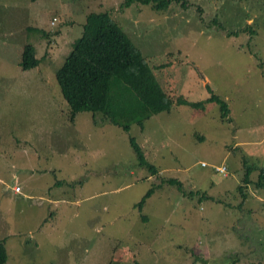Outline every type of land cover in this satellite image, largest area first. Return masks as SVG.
Masks as SVG:
<instances>
[{"label":"rangeland","instance_id":"rangeland-1","mask_svg":"<svg viewBox=\"0 0 264 264\" xmlns=\"http://www.w3.org/2000/svg\"><path fill=\"white\" fill-rule=\"evenodd\" d=\"M187 2L158 11L125 0H0L7 264H264V0ZM103 10L137 38L173 102L143 131L125 133L89 111L70 121L55 78L87 14ZM25 45L39 60L28 70ZM208 86L228 102L230 121L215 103L206 111L175 103L208 98ZM129 137L156 174L136 167ZM153 184L139 211L134 204Z\"/></svg>","mask_w":264,"mask_h":264},{"label":"trees","instance_id":"trees-1","mask_svg":"<svg viewBox=\"0 0 264 264\" xmlns=\"http://www.w3.org/2000/svg\"><path fill=\"white\" fill-rule=\"evenodd\" d=\"M131 1L151 4L158 11L165 10L172 2L179 3L183 9L188 7L187 0H125V4L128 5ZM36 32L47 36L43 29L37 28ZM227 35L238 37V29ZM130 38L108 11L87 14L81 36L73 41L70 53L63 64L55 70L60 93L69 107L70 121L73 122L79 112L89 111L93 115L100 113L108 123L129 133L132 125H137L143 131L146 120L159 112L169 111L173 103L171 98L160 86L153 68L133 44L132 40L137 43V38L135 40ZM20 65L24 70L39 65L36 50L32 45L25 46ZM208 89L211 95L204 100L189 101L179 96L175 103L201 111L207 110V104L215 103L219 105L222 119L230 121L231 107L228 102L209 86ZM129 141L136 156V167L145 168L151 174H156L157 167L147 161L134 137H129ZM252 169L255 167H247L243 178L245 183L249 181ZM263 180L264 166L259 168L257 184L264 185ZM162 182L178 187L181 185L180 181L172 178L163 179ZM155 188H159V184H153L134 204L135 208L141 211ZM238 190L242 192V185L238 186ZM146 219L143 216V220ZM7 262L6 241L0 240V264Z\"/></svg>","mask_w":264,"mask_h":264},{"label":"built area","instance_id":"built-area-1","mask_svg":"<svg viewBox=\"0 0 264 264\" xmlns=\"http://www.w3.org/2000/svg\"><path fill=\"white\" fill-rule=\"evenodd\" d=\"M202 165L205 166V165H208V164L206 162H202ZM217 170H219L220 172L226 174V172L228 171V168L226 166H218ZM14 189H15L16 192H20L22 190L20 185L15 186Z\"/></svg>","mask_w":264,"mask_h":264},{"label":"crops","instance_id":"crops-1","mask_svg":"<svg viewBox=\"0 0 264 264\" xmlns=\"http://www.w3.org/2000/svg\"><path fill=\"white\" fill-rule=\"evenodd\" d=\"M26 46V45H25ZM21 186V185H20ZM22 187V186H21ZM22 189H23V187H22Z\"/></svg>","mask_w":264,"mask_h":264}]
</instances>
